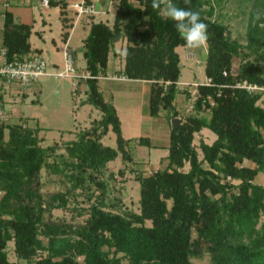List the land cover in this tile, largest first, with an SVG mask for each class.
<instances>
[{
    "label": "trees",
    "instance_id": "trees-1",
    "mask_svg": "<svg viewBox=\"0 0 264 264\" xmlns=\"http://www.w3.org/2000/svg\"><path fill=\"white\" fill-rule=\"evenodd\" d=\"M174 2L199 12L208 26L205 71L212 82L199 85L194 111L172 127L167 163L150 174L137 175L141 210L107 208V180L101 178V171L120 153L131 156V138L123 134L116 106L99 89V76L107 72L112 44L126 38L124 68L117 71L152 80L153 116L163 109L170 118L178 116L174 100L183 89L177 47L186 44L175 23L152 8V0H119L113 24L93 21L84 41L90 73L85 77L84 102L98 107L102 115L70 141L71 158L48 160L58 144L40 143V125L0 123V264H20L9 257L11 239L18 256L28 258L26 264H32L38 248L48 253L36 258L35 264H264V185L255 180L264 170V98L260 101V93L235 85L245 79L264 82V0L254 1L246 43L231 40L220 21L205 16L206 0ZM49 5H59L64 15L68 1L49 0ZM1 14L2 46L8 59L41 51L29 39L31 24L16 21L9 9L0 8ZM62 19L68 26L66 16ZM237 56L241 59L234 72ZM110 127L117 146L102 140ZM203 127L217 137L197 146L195 135ZM138 143L151 144V140L140 136ZM245 159L255 165L245 164ZM44 165L55 172L71 168L74 185L84 187L89 182L98 189L85 220L52 217L51 209L67 206L68 196L64 191L48 198L42 193ZM205 255L208 262L193 260Z\"/></svg>",
    "mask_w": 264,
    "mask_h": 264
},
{
    "label": "rangeland",
    "instance_id": "rangeland-1",
    "mask_svg": "<svg viewBox=\"0 0 264 264\" xmlns=\"http://www.w3.org/2000/svg\"><path fill=\"white\" fill-rule=\"evenodd\" d=\"M118 1L119 0H94L95 8L100 11L96 13L94 20H104L112 25L115 19ZM254 1L255 0H206L203 7L205 8L206 17L216 19L225 26L226 34L231 40L239 43H246L248 40L247 30ZM31 9L34 10L38 19L31 33L33 46L41 47L43 48V52H46L45 48L48 45L50 51L44 53L49 63L50 61L52 62L48 65V70L56 72L63 69L65 67V58L62 46L61 32L63 30V24L60 6L47 5V7H44L34 0ZM66 10L68 16L71 17L73 15L75 16L73 19L76 18L77 14L74 7L68 4ZM40 15L41 17H47V22L44 26L45 34L40 31ZM85 28L87 27H85L81 21L79 23L77 22L74 29L73 44L77 45L80 43L82 37L86 33ZM71 29L70 27V30ZM52 37H55L56 42L52 41ZM126 48V38L115 41L111 46L109 62H111V58L117 65L123 61V58L125 62ZM82 50V47L78 50L81 51V61L83 58ZM178 51L182 57L181 86H184V81H205L207 79L205 65L208 55V41L205 46L196 49L181 45L178 47ZM187 51L190 55L196 54L197 57L191 61L185 60L184 53ZM197 58H199L198 62L196 60ZM240 59V56H237L233 60L232 70L234 72H236L239 67ZM123 68L124 65L121 69ZM74 78L73 76H59L54 73L44 75L41 77L42 85L39 86L37 91L31 90L26 97L22 100L19 99L20 101L18 100V104L21 105L24 110L25 116L23 119L26 120V123L32 126L38 124L42 127L39 132L42 137L40 143L44 146L58 144L54 154L48 157L49 161H61L63 160L62 158L70 159L68 148L70 141L77 138L78 131L92 126V124H94L92 123V119L100 118L102 115L101 110L95 105L88 103L84 106V104L81 103V100L86 98V93L84 91L79 93V91L74 90ZM241 81H238L235 85L238 86V83ZM183 91L187 92L188 101L185 100V97L184 99L181 98L183 93H179L177 96V105L179 109H182V106H188L189 96L191 94L189 88L183 89ZM249 92L260 93L262 95V98H260L261 100L259 99L260 101L264 98L263 91ZM121 93L123 95L127 94L125 90H121ZM194 107L192 109L188 106L185 110V114L192 113ZM168 113V110L163 109L156 118L154 117L151 121L144 122L145 129H150V131H152L154 142H157L159 146H150L147 144L138 145V140L130 141L128 152H130L131 156L120 153L115 159L110 160L107 167L101 171V178L107 180V208H112L113 210H141L139 202L141 184L137 175L140 173L150 174L166 164L167 161L159 163L158 160L154 161V158L158 157V159H160V157L165 154L163 145L166 143V138L163 129L166 122L169 121V123H171ZM205 114L209 115L207 112ZM186 115H183V117ZM15 119V122H21L20 119ZM124 125L125 134L130 136L140 135L137 123L134 121H129L124 118ZM5 135V138H8V130H6ZM216 137L217 134L215 131L209 127H203L200 131L196 132L194 143L197 146L202 140L212 143ZM102 140L106 144L117 146L116 133L111 127L108 132L103 135ZM148 157H151L153 162H150ZM244 163L255 165L250 159H245ZM189 166V162H187L185 168L188 169ZM71 170L72 169L69 168L66 171L55 172L44 165L41 171L42 193L47 196L46 198L59 191L67 193V206L53 207L51 209L53 218L83 221L90 215V205L96 199V195L99 191L89 182H85L84 187L82 185H74L73 179L69 176ZM228 179H231L230 176H228ZM255 180L264 185V170L258 172ZM93 192L95 193L93 194ZM46 215L49 216L50 212L46 211ZM147 222L151 223L150 220ZM43 238L45 242H47V237L43 236ZM7 248L11 260L18 261L20 264H26L28 262V258L18 256L13 239L8 242ZM47 253L48 250L38 248L33 257L34 260L31 263L35 264L36 258ZM118 254L121 253L119 252ZM78 258L83 260L82 255L78 256ZM209 259V255L193 258L196 262H208ZM124 264L127 263L124 262Z\"/></svg>",
    "mask_w": 264,
    "mask_h": 264
},
{
    "label": "crops",
    "instance_id": "crops-1",
    "mask_svg": "<svg viewBox=\"0 0 264 264\" xmlns=\"http://www.w3.org/2000/svg\"><path fill=\"white\" fill-rule=\"evenodd\" d=\"M33 1L34 0H0V8L11 10L14 13L16 21L29 23L32 25V28H33L35 23L38 21L34 10L31 9V5H32ZM67 1H68V4L72 6V3L76 0H67ZM89 1L94 3V0H89ZM36 2L38 3V0H36ZM44 7H47V6H44ZM60 12H61V10H60ZM97 12H100L99 9H96L95 12L85 13V14H81V15H78L76 13L77 15H76V18H74V19H73V17H75V16H73V15L70 17L66 13L64 15L61 14V20H62V24H63V26H62L63 30H62L61 34H62V46H63V50H64V58H65V48L68 45L70 48L73 49L75 64L77 66V70H79V71H81V70L87 71L86 59L84 57V41H85L89 31H90L91 24L93 23V21H99V20H94ZM63 16H66V18H67L68 26H65L63 19H62ZM3 18H4V15L1 14L0 15V47L2 46ZM39 19L41 20L40 21V26H41L40 31L43 32V34H45L44 26L47 22V17H45V16L41 17V15H40ZM80 21L87 28H85L86 33L82 37V40L80 41V43H78L76 45V44H73L74 29H75V25L77 24V22L79 23ZM70 27L72 28L71 30H70ZM65 30H68L67 35L64 34ZM29 39L31 41V34H30ZM52 41L56 42L55 37H52ZM31 44H32V41H31ZM179 46H181V45H179ZM183 46H186V45H183ZM32 47L41 49V51H38V52H41L43 55H44V53H48L50 51V48L48 45L45 48L46 52H43V48L33 46V44H32ZM81 47L83 48L82 56L84 58L83 59L81 57L82 61L80 59V52L81 51H78ZM178 47H177V50H178ZM123 50H124V48H123ZM34 52H37V51H34ZM45 56H46V54H45ZM180 56H181V54H180ZM196 57H197L196 54L190 55L188 53V51L184 53V58L187 61L188 60L191 61ZM196 60L198 62L199 58H197ZM80 62H82V63H80ZM50 63H52V62L50 61ZM50 63L48 61V65ZM109 63L110 64L108 65L107 73L99 76V81H98L99 89L102 91L105 98L112 101L114 103V105L116 106L120 120H121V125H122V130H123L124 136L126 138H131L130 141L138 140V138L140 136H147L151 140V144H147V145L159 146V144L157 142H154V138L152 135L153 133H151L152 131H150V129L146 130L144 127L145 121H151L154 117L155 118L157 117V116H153L150 113V96H151V90H152V80L130 78V77H127V76L123 75L122 73L118 72L117 70L121 69L124 65V58H123V61L119 65L115 64L114 61L112 60V58H111V62H109ZM181 63H182V57H181ZM55 64H58V63H55ZM48 72H49L48 74L55 73V72L50 71V70H48ZM48 74H46V75H48ZM59 76H62V75H59ZM184 82H185L184 86H181L182 81H179V87L181 89L189 88L187 83L190 81H184ZM40 85H42L41 79L38 80L37 82H35V84L32 87L26 88V89L22 88L18 85H15V84H12L11 86L6 87L5 93H4L6 104L8 107H10L13 110L16 119L18 118V119H20L21 122L26 123V120L23 119V117L25 116L24 110L21 107V105L18 104V100L19 99L22 100L24 97H26L28 95L29 91H31V90L37 91V89L39 88ZM73 85H74L75 91H79V93L81 91H84L86 93L85 78H82V76L81 77H75L73 79ZM121 90H125L127 94L123 95L121 93ZM128 92H131V93H128ZM179 93H183V96L181 98L184 99V97H185V100L188 101L187 92H184L182 90ZM178 94H177V96H178ZM84 99L81 100V103H83L85 106L89 102H84ZM174 104L176 105L177 109H179L178 105H177L178 104L177 97L174 100ZM188 106H189V102H188ZM188 106H185V107L182 106L181 107L182 109H179V115L175 116V117L180 118L182 116V114L184 115L185 110L187 109ZM175 117L170 118L171 123H169V121L167 120L168 122H166L164 124L163 132L165 133L166 143H164L163 146L165 149V154L162 155L160 157V159H158V157H155L154 161L158 160L159 163H161L163 161H167L165 156L169 153V146H170V142H171V129L173 127V119ZM124 118H126L129 121H134L135 123H137L138 131L140 132L139 133L140 135L130 136V135L125 134ZM30 126H32V125H30ZM75 130H77V129H75ZM138 145H142V144L139 143ZM148 158H149L150 162H153L152 161L153 159L151 157H148Z\"/></svg>",
    "mask_w": 264,
    "mask_h": 264
},
{
    "label": "built area",
    "instance_id": "built-area-1",
    "mask_svg": "<svg viewBox=\"0 0 264 264\" xmlns=\"http://www.w3.org/2000/svg\"><path fill=\"white\" fill-rule=\"evenodd\" d=\"M38 3L47 6L49 0H38ZM72 7L76 10L78 15L95 12V5L89 0H76L72 3ZM195 55V54H193ZM48 61L41 52H33L29 56L21 59H8L5 47H0V123H14L15 114L13 110L7 106L4 97L5 89L12 84L18 85L22 88H30L35 82L41 79L42 76L48 74ZM227 74V70H224ZM54 74L62 76H90L88 71H79L75 64L73 49L68 45L65 48V67L56 71ZM212 78L207 76L205 81H191L188 82L189 90V107L193 109L199 97V85L202 83L210 84ZM238 86L245 87L249 91H263L264 82L257 83L247 79L238 83ZM211 103L215 101L210 97Z\"/></svg>",
    "mask_w": 264,
    "mask_h": 264
},
{
    "label": "clouds",
    "instance_id": "clouds-1",
    "mask_svg": "<svg viewBox=\"0 0 264 264\" xmlns=\"http://www.w3.org/2000/svg\"><path fill=\"white\" fill-rule=\"evenodd\" d=\"M190 4L191 0H184ZM152 8L175 23V28L186 46L191 49L201 48L208 40L207 24L202 22L200 13L190 8L178 6L174 0H152ZM141 10H145L141 8Z\"/></svg>",
    "mask_w": 264,
    "mask_h": 264
},
{
    "label": "water",
    "instance_id": "water-1",
    "mask_svg": "<svg viewBox=\"0 0 264 264\" xmlns=\"http://www.w3.org/2000/svg\"><path fill=\"white\" fill-rule=\"evenodd\" d=\"M179 122H180V118L179 117H175L173 119V127L177 128Z\"/></svg>",
    "mask_w": 264,
    "mask_h": 264
}]
</instances>
